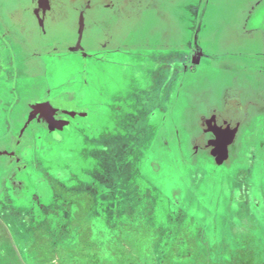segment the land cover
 <instances>
[{"label":"rangeland","instance_id":"1","mask_svg":"<svg viewBox=\"0 0 264 264\" xmlns=\"http://www.w3.org/2000/svg\"><path fill=\"white\" fill-rule=\"evenodd\" d=\"M219 4L227 15L234 11L231 0ZM86 24L92 38L88 51H103L94 42L107 24L90 27L89 19ZM138 24L120 19L119 26L113 27L112 21L108 29L111 45L125 41L134 48L102 57L68 54L61 62L52 58L47 67L32 70L34 80L0 82V96L9 90L18 102L14 106L11 101L16 110L9 119L1 112L0 137L7 133L5 119L23 123L26 117L18 114L19 108L49 89L53 96L67 91L88 108L85 115L79 108L82 117L63 134L37 130L38 123L28 128L27 134L39 140L38 147L32 143L26 149L30 175H19L29 189L15 188L7 196L1 193L7 183L0 180V264H235L244 249L253 253L256 264H264V178L257 185L249 181L252 185L239 189L242 193L227 192L230 201L218 195L221 207L207 206L211 212L198 203L203 176L188 177L194 170L190 163H197L204 175L213 176L206 187L214 195L224 190L219 185L233 184L235 176L241 187L247 185L241 172L251 149L242 146L230 167L213 169V156L193 147L199 138L193 120L198 109L218 100L224 86H252L241 65H235L242 60L225 56L211 62L212 48L196 72L186 73L174 59L183 50L151 51L148 46L163 42L153 35L141 46L140 35L145 33L142 26L136 30ZM261 26L264 29V20ZM248 39L235 34L224 38L230 40L229 47L239 46L236 49L256 42ZM222 46L226 48V42ZM154 57L169 63L165 72L155 68ZM192 96L199 101L193 102ZM160 149L167 154L160 160L164 167L155 161L149 165L148 159L159 156ZM84 194L93 198V205L82 216ZM195 199L197 211H191Z\"/></svg>","mask_w":264,"mask_h":264},{"label":"flooded vegetation","instance_id":"2","mask_svg":"<svg viewBox=\"0 0 264 264\" xmlns=\"http://www.w3.org/2000/svg\"><path fill=\"white\" fill-rule=\"evenodd\" d=\"M219 1L223 2V0H0V82L12 84L24 78L34 80L32 70L47 67L49 64L47 60L52 58L61 62L64 61L61 58L68 54L87 57L99 53L97 55L102 57L108 52L121 53L125 49L134 48L125 41L111 45L109 30L112 21L113 27H116L119 26L120 19H131L139 23L136 28L139 32L142 30L140 27H144L145 34L140 35L143 41H138L143 47L144 41L146 44L151 41L150 35L159 38L160 41L162 38L163 42L148 46L151 51L157 53L160 52L159 49L168 48L183 50L184 54L174 59L180 60V64L179 61L175 64L181 65L186 73L196 72L203 58L209 55L207 52H213V49L215 56L213 55L214 59L211 62L225 56L232 60L236 58L235 62L242 60V63L237 62L235 65H241L247 78L253 81L252 86L248 88L242 85L224 86L219 92L218 100L200 107L193 120L196 134L202 135L201 142L204 147L212 143V146L216 145L214 148L221 146V151L226 146L227 148L231 146L229 152L231 161L221 166L230 165L237 159L242 146L251 149L245 170L247 177L257 184L264 178V29L261 26L264 20V0H231L234 11L228 15L223 6L220 7ZM88 19L92 23L90 27L96 22L103 26L107 24L108 28L102 29L94 42L103 51L94 53L88 51L91 50V47L87 46L88 39L92 40L88 28L86 29ZM234 34L239 39L249 40L248 38L254 37L256 42H251L250 47L243 46L240 49L235 48L239 46L231 45L230 47L234 49L231 51L230 40L224 38ZM225 42L226 48L222 46ZM159 45L162 48H159ZM245 52L248 57H244ZM151 61L158 70L162 68L161 71L166 70L165 66H170L169 63L165 65L164 58L154 57ZM174 69L179 72L177 67ZM174 75L175 71L171 73V76ZM150 83L152 86L155 85V81ZM11 94L13 95V92L8 90L5 97L0 96V114L2 112L8 119L13 116L12 110L14 113L16 110L10 106L11 101L15 99ZM72 97L67 91L53 96L49 89L44 95L30 97L27 103L23 100L26 106L17 111L21 117H26L23 123L20 119L15 121L5 119L4 129L7 133L0 137V180L7 183V186L2 187L1 193L8 196L10 190L15 192V188L30 187L19 177L20 174L30 175L27 163L24 162L28 154L26 149H30L32 143L38 147L39 140L27 134L29 127L38 123L39 126L35 128L37 130L45 128L51 136L63 134L68 126L77 123L78 118L82 117L79 108L83 109V115L86 114L88 108L80 106ZM198 98L192 96L193 102L199 101ZM17 103L14 100L13 105L16 106ZM18 126L20 128L17 129ZM34 132L39 133L35 130ZM60 137L57 142L62 140ZM55 139L51 138V142ZM205 151L200 150L199 153ZM255 169L258 171L254 172Z\"/></svg>","mask_w":264,"mask_h":264},{"label":"trees","instance_id":"3","mask_svg":"<svg viewBox=\"0 0 264 264\" xmlns=\"http://www.w3.org/2000/svg\"><path fill=\"white\" fill-rule=\"evenodd\" d=\"M184 143V142H183ZM184 145H185V143H184ZM134 152V151H133ZM158 152V155L159 156H152L151 157V160L150 159H148L149 160V165H154V161H155V164L156 165H160L161 167H164V165L160 162V160H161V158L163 157V156H165V155H167L162 149H160V150H158L157 151ZM191 156V155H190ZM192 157H195V156H192ZM158 158V159H157ZM190 161H193V160H190ZM189 161V162H190ZM189 162H187V163H189ZM202 162V161H201ZM211 162H212V160H211ZM195 163V162H194ZM203 163V162H202ZM137 164V163H136ZM195 164H197V163H195ZM195 164H192L191 165V163H190V165L189 166H191V167H189V169H191V168H194V170L193 171H191V170H189L188 171V177L189 176H196V177H201V176H203V179H204V181H203V183L201 184V187H202V191L201 192H199L198 193V196L200 197V199H198L199 200V202L195 199L194 200V205L192 206V210L191 211H197V202L198 203H200V204H204L203 206L204 207H207V206H211V205H214L215 204V207L216 206H219V207H221L220 206V204H218V202L219 201H221L220 199H219V196L218 195H221L222 196V198H223V196L224 195H226L224 198H227V199H229V201L231 200V198H232V195H230L229 193L227 194V192H230V191H234V190H239V189H248V188H250V185H252V184H250L249 183V181H251V179L249 178V177H247V170H243L242 172H241V174L246 178V182H247V185H245V186H243V187H241V185L239 184V182L237 181V176H235V177H233L234 178V183L233 184H230L231 182H228V183H225V185H222V186H220L219 184V187H223L224 188V190L221 192V193H216L215 192V195L214 194H212L211 192H210V190H211V188L210 187H206V184L209 182V179L211 178V177H213V176H211V174L210 175H208V174H205L204 175V173H203V171H202V169L201 168H197L196 166H195ZM213 164V169H222L221 167H223V166H225V165H223V166H218V165H216L215 163H212ZM201 165H204V164H201ZM231 165H229L228 167H230ZM157 167V166H156ZM157 170L156 171H159V168H156ZM246 169V168H245ZM198 172L197 174H195L194 172ZM188 177H187V179H188ZM245 182V181H244ZM227 184V185H226ZM250 184V185H249ZM236 185V186H235ZM255 185H257L256 183H255ZM254 185V186H255ZM236 187V188H235ZM189 188H191V187H189ZM252 188V187H251ZM250 190V189H249ZM212 191V190H211ZM241 193L243 192V191H241V190H239ZM257 191V190H256ZM194 192V191H193ZM197 192V191H196ZM211 194H210V193ZM241 193H239V194H241ZM254 193H256L255 191H254ZM241 197H244L242 194H241V196H240V198ZM81 200H83V201H81L80 202V204H81V210H80V214L83 216V215H85L87 212H89L90 210H91V207H92V205H93V198L90 196V195H88V194H84L82 197H81ZM202 202H201V201ZM222 202V201H221ZM230 203V202H229ZM228 203V204H229ZM177 204V203H176ZM228 204L226 205V206H228ZM199 205V204H198ZM226 206H224V207H226ZM207 209H209L210 210V208H208L207 207ZM211 212H215V211H212V210H210ZM210 213V212H209ZM208 216H211V213L208 215ZM240 255H242V257L238 260V261H236V263L235 264H256L255 263V260H254V255H253V253L250 251V250H248V249H244V250H241L240 251Z\"/></svg>","mask_w":264,"mask_h":264},{"label":"water","instance_id":"4","mask_svg":"<svg viewBox=\"0 0 264 264\" xmlns=\"http://www.w3.org/2000/svg\"><path fill=\"white\" fill-rule=\"evenodd\" d=\"M201 139H202V135L200 134L199 138L194 141L195 144L193 147L195 149H197L198 151L199 150L208 151L209 154L211 156H213V158L215 159L216 164L221 165V164L227 163V162H229V160H231L230 154H229L231 146H228V148L226 146L224 149H222L220 151L221 146L220 147L218 146L219 148L218 147L214 148L216 145L212 146V143H209V144H207V147L206 146L204 147V145H202Z\"/></svg>","mask_w":264,"mask_h":264},{"label":"crops","instance_id":"5","mask_svg":"<svg viewBox=\"0 0 264 264\" xmlns=\"http://www.w3.org/2000/svg\"><path fill=\"white\" fill-rule=\"evenodd\" d=\"M206 153H209L208 151H205Z\"/></svg>","mask_w":264,"mask_h":264}]
</instances>
